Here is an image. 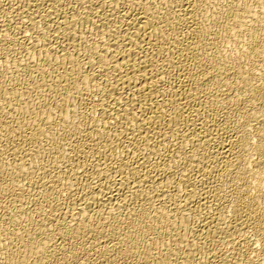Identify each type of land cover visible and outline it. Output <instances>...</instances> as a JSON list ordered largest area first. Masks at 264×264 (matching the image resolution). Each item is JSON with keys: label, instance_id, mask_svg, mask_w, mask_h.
Instances as JSON below:
<instances>
[{"label": "bare ground", "instance_id": "obj_1", "mask_svg": "<svg viewBox=\"0 0 264 264\" xmlns=\"http://www.w3.org/2000/svg\"><path fill=\"white\" fill-rule=\"evenodd\" d=\"M0 264H264V0H0Z\"/></svg>", "mask_w": 264, "mask_h": 264}]
</instances>
